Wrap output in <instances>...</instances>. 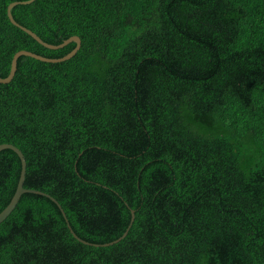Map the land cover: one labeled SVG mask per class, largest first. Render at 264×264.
I'll return each instance as SVG.
<instances>
[{
    "label": "trees",
    "instance_id": "trees-1",
    "mask_svg": "<svg viewBox=\"0 0 264 264\" xmlns=\"http://www.w3.org/2000/svg\"><path fill=\"white\" fill-rule=\"evenodd\" d=\"M11 1L0 76L20 49L75 46L38 42L9 20ZM11 12L44 41L81 44L62 61L22 54L0 82V143L22 151L23 186L45 193L23 192L0 222V264H264V0ZM20 169L1 149L0 211Z\"/></svg>",
    "mask_w": 264,
    "mask_h": 264
},
{
    "label": "water",
    "instance_id": "water-1",
    "mask_svg": "<svg viewBox=\"0 0 264 264\" xmlns=\"http://www.w3.org/2000/svg\"><path fill=\"white\" fill-rule=\"evenodd\" d=\"M32 0H15V1H11L8 5H7V8H6V12H7V16L9 18V20L16 26H18L19 28H21L22 30L26 31L28 34H30L34 39H36L38 42H40L41 44H43L44 46H47L49 48H58V47H61L63 45H65L66 43L70 42V41H73L75 42V46L70 50L68 51L66 54H64L63 56H60V57H48V56H43L41 54H38L36 52H32L30 50H26V49H20L18 51H16L11 59V65H10V70H9V73L5 76V77H2L0 76V82H8L10 81V79L13 77L14 73H15V70H16V66H17V58L18 56L20 55H28V56H32L34 58H37V59H40V60H43V61H50V62H56V61H62V60H65V59H68L70 58L72 55H74L76 53V51L79 49L80 47V44H81V40H80V37L77 36V35H71L69 36L68 38L64 39L61 43L59 44H53V43H49L47 41H44L40 36H38L34 31H32L31 29L27 28L26 26L20 24L19 22H17L13 15H12V12H11V8L17 4V3H28V2H31ZM3 148H10L12 149L13 151L16 152V154L18 155L19 159H20V162H21V169H20V174H19V178H18V181H17V185H16V188H15V191L12 195V197L10 198L9 202L7 203V205L0 211V222L11 212V210L15 207L20 195L23 193V192H36V193H41V194H45L44 192L40 191V190H36V189H32V188H25L23 186V180H24V174H25V158H24V155L22 153V151L17 147L15 146L14 144L12 143H8V142H3V143H0V150L3 149ZM47 195V194H46ZM48 196V195H47ZM51 199L57 203L56 199L51 197ZM64 217H65V214L63 213ZM134 218V214L132 212V215H131V220H130V223L132 222ZM130 223L129 225L127 226L126 230L123 232V234L121 236H119L118 238L112 240L111 242H107V243H104V245H107V244H110V243H113L115 241H118L119 239H121L126 233H127V230L130 226ZM73 232V231H72ZM73 234L81 241L85 242V243H88L87 241L79 238L74 232Z\"/></svg>",
    "mask_w": 264,
    "mask_h": 264
}]
</instances>
